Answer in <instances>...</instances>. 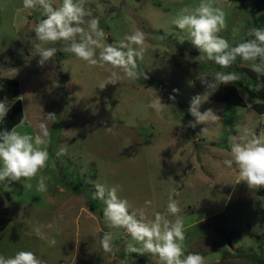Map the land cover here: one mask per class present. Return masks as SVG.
I'll return each instance as SVG.
<instances>
[{
	"label": "rangeland",
	"instance_id": "374dc122",
	"mask_svg": "<svg viewBox=\"0 0 264 264\" xmlns=\"http://www.w3.org/2000/svg\"><path fill=\"white\" fill-rule=\"evenodd\" d=\"M60 2L55 0L54 6ZM199 2L85 0V10L99 18L104 43L136 30L147 37V52L138 61L141 79L100 89L109 72L76 59L64 50L66 42L41 44L58 51L54 62L39 67L34 28L42 13L24 10L22 0H0V90L10 105L16 98L7 80H16L24 114L14 127L35 137L44 121L51 133L50 143L43 146L49 161L36 178L9 186L0 182V255L31 251L45 264H159L151 255L125 253L130 237L107 226L103 201L93 199L94 185L100 183L120 185L118 195L133 210L145 208L149 219L156 212L167 214L168 202L176 200L183 216L185 254L199 253L205 264H264V196L237 183L238 170L223 164L230 157L231 137L249 129L264 137V114L254 108L260 101H251L246 89L263 90V75L258 77L239 57L221 68L199 59L201 53L190 41L180 42L182 34L172 20L182 8ZM223 9L227 29L220 35L230 46L249 36L256 27L253 19L262 13L254 0H224ZM238 24L243 28L233 38L231 30ZM218 71L241 77L242 85L238 80L220 88L240 95L245 105L209 98L200 111L211 108L221 119L200 133L205 125L188 127L194 120L190 100L202 94L197 85L205 90L204 78L211 80ZM156 96L164 105L146 107ZM49 113L56 115L55 121L47 120ZM112 126L110 133L104 130ZM62 147L67 154L57 157ZM40 175L50 177L43 193L37 191ZM35 227L56 244L37 238ZM110 231L114 247L105 253L100 241Z\"/></svg>",
	"mask_w": 264,
	"mask_h": 264
},
{
	"label": "clouds",
	"instance_id": "9594fccd",
	"mask_svg": "<svg viewBox=\"0 0 264 264\" xmlns=\"http://www.w3.org/2000/svg\"><path fill=\"white\" fill-rule=\"evenodd\" d=\"M223 2L224 0H200L198 5L186 6L177 12L172 24L182 34L180 42L190 41L201 53L199 59L213 61L221 68L230 67L239 57L250 64L251 70L258 77L264 75V28H251L248 35L253 37L252 39L230 46L220 35L227 29ZM54 4L55 0H22L24 10H38L44 17L34 28L38 42L34 47L37 49L39 67L54 62L58 51L56 47L42 48L40 45H55L63 41L68 43L64 50L73 54L76 59L109 72L108 77L99 85L100 89H104L107 84L116 85L125 79H141V73L137 70L138 61L142 62L147 52V37L143 31L127 33L121 40L106 44V34L100 27L99 18L92 17L91 13L85 10V0H61L58 6ZM242 28V24L233 26V38L239 36ZM142 77L147 79L144 74ZM240 78L234 72L219 71L212 74L211 80L205 77V87L213 91L210 93L205 90L191 98L189 113L194 120L189 121L188 127L205 125L200 133H207L209 127L221 118L211 108L201 112L202 104L208 102L209 97L221 85L234 84ZM169 99L175 100V97L170 96ZM161 105L164 104L156 96L146 107L159 109ZM9 110L7 99L0 101V120L6 118ZM46 118L55 121L57 117L54 113H49ZM37 127L38 134L35 137L21 134L16 127L0 131V182L9 186L22 179L30 181L46 168L49 153L43 146L50 143L51 133L44 121ZM235 128H238V125H235ZM104 130L110 133L113 126L105 127ZM229 146L230 157L224 159L223 164L227 168L234 166L238 170L237 183L244 182L250 190L264 188V137L256 136L249 129L243 134L231 137ZM66 154L67 149L64 147L56 152L57 157ZM48 179L50 177L40 175L37 182L38 192L47 191ZM28 187L31 188L32 185L28 184ZM94 188L93 199H99L105 205L103 217L107 226L110 229H122L123 235L130 237L125 247L126 254L151 255L158 258L159 264H205V258L201 254H185L184 222L176 200L168 202L167 214L156 212L149 219L145 208L133 210L129 201L118 195L121 191L120 185L106 187L96 183ZM150 203L145 201V205ZM33 231L37 238L45 240L50 246L56 244V240L49 239L41 227H35ZM100 244L105 253H111L114 247L113 233L106 232ZM0 264H45V261L38 258L34 252L18 251L14 256L7 258L0 255Z\"/></svg>",
	"mask_w": 264,
	"mask_h": 264
},
{
	"label": "trees",
	"instance_id": "16d2710c",
	"mask_svg": "<svg viewBox=\"0 0 264 264\" xmlns=\"http://www.w3.org/2000/svg\"><path fill=\"white\" fill-rule=\"evenodd\" d=\"M255 2V6L257 10H261L262 13H260L257 17H255L253 19L254 24H256V27H261L264 26V0H254ZM251 36H247L244 37L243 41L251 39ZM264 76V75H263ZM262 76L261 81H256L254 82L255 86L259 85V82H261L260 84L263 83L264 81V77ZM8 83L14 85V91L13 94L15 96V101H13L9 106H10V110L8 112V115L6 116L5 119L0 120V131H3L4 129H8L11 130L15 125H17L22 119H23V108H22V102L21 99L18 97L17 95V89L16 87L18 86V83L16 80H12V79H8L7 80ZM240 85H242V81H238ZM264 85V83H263ZM198 88H200L201 92L203 93L205 90L210 92L209 89L203 90V86L201 85H197ZM231 88V87H230ZM261 88V87H260ZM228 89V87L226 88ZM249 95L248 98L254 102L255 99L259 100V103H256L254 105V108L257 110V112L259 113H263L264 114V89L260 90L258 92H254L251 89L246 88ZM221 90V91H220ZM230 89H228L229 91ZM216 91H220L219 93H214L212 94L209 98L213 99V100H220L222 102H227V103H231L234 105H245L242 97L240 95H237V93L234 94H228V91L223 92L225 90L222 91V89L219 87L218 90ZM211 93V92H210ZM4 100V91L0 90V101ZM254 104V103H253ZM257 195L260 196H264V188H260L256 190Z\"/></svg>",
	"mask_w": 264,
	"mask_h": 264
},
{
	"label": "crops",
	"instance_id": "0c3cea01",
	"mask_svg": "<svg viewBox=\"0 0 264 264\" xmlns=\"http://www.w3.org/2000/svg\"><path fill=\"white\" fill-rule=\"evenodd\" d=\"M22 108H23V106H22ZM23 116H24V114H23ZM22 120H23V119H22ZM22 120H21V121H22ZM21 121H20V122H21ZM20 122H19V123H20ZM19 123H18V124H19ZM4 191H5V189H4ZM2 193H3V191L0 189V196H2ZM1 212H2V210L0 209V217H3V214H2Z\"/></svg>",
	"mask_w": 264,
	"mask_h": 264
}]
</instances>
